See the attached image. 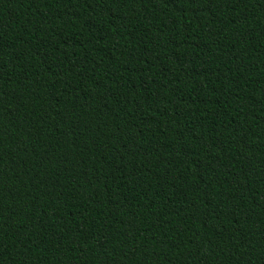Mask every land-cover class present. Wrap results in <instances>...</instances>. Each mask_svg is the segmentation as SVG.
<instances>
[{"label":"trees","instance_id":"16d2710c","mask_svg":"<svg viewBox=\"0 0 264 264\" xmlns=\"http://www.w3.org/2000/svg\"><path fill=\"white\" fill-rule=\"evenodd\" d=\"M0 264H264V0H0Z\"/></svg>","mask_w":264,"mask_h":264}]
</instances>
